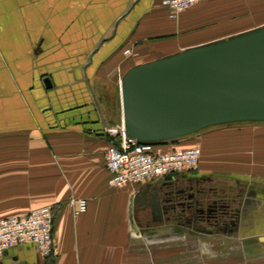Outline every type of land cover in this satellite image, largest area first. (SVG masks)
<instances>
[{
	"label": "crops",
	"instance_id": "crops-1",
	"mask_svg": "<svg viewBox=\"0 0 264 264\" xmlns=\"http://www.w3.org/2000/svg\"><path fill=\"white\" fill-rule=\"evenodd\" d=\"M263 24L264 0H204L177 16L163 0H0V217L51 204L55 239L47 257L16 244L0 264H264L263 132L222 140L231 150L197 136V172L234 215L196 235L168 227L177 212L144 207L165 177L116 187L105 163L128 68ZM72 196L88 201L78 215Z\"/></svg>",
	"mask_w": 264,
	"mask_h": 264
},
{
	"label": "water",
	"instance_id": "water-1",
	"mask_svg": "<svg viewBox=\"0 0 264 264\" xmlns=\"http://www.w3.org/2000/svg\"><path fill=\"white\" fill-rule=\"evenodd\" d=\"M120 91L126 132L140 142L264 121V24L137 63L123 74ZM165 183L153 186L145 204L162 208L169 200Z\"/></svg>",
	"mask_w": 264,
	"mask_h": 264
},
{
	"label": "built area",
	"instance_id": "built-area-1",
	"mask_svg": "<svg viewBox=\"0 0 264 264\" xmlns=\"http://www.w3.org/2000/svg\"><path fill=\"white\" fill-rule=\"evenodd\" d=\"M202 1L163 0V4L172 16H177ZM131 52V48L125 49V53ZM105 128L117 137L105 150V163L111 172L109 182L113 186L154 180L199 167L203 151L198 144L161 148L151 142L131 138L124 122ZM69 202L75 215L85 211L88 206L86 197L72 196ZM53 221L54 209L51 204L0 217V258L11 246L24 243H33L42 256L51 255L55 249Z\"/></svg>",
	"mask_w": 264,
	"mask_h": 264
},
{
	"label": "flooded vegetation",
	"instance_id": "flooded-vegetation-1",
	"mask_svg": "<svg viewBox=\"0 0 264 264\" xmlns=\"http://www.w3.org/2000/svg\"><path fill=\"white\" fill-rule=\"evenodd\" d=\"M169 179L163 178L160 183L166 182L163 187L169 191L167 202H162V208L158 209L155 204H145L146 209H150L155 217H161L165 213L177 212L181 219L188 224H195L197 228L203 225V221L212 226L220 223V220L228 219L232 210L227 207L230 201L221 195L216 189V182L211 177L199 174L196 169L172 174ZM208 184V185H207ZM153 187L151 191H153ZM234 198L236 197L233 196ZM151 198V196H150ZM180 208V210H179ZM177 214V217H178Z\"/></svg>",
	"mask_w": 264,
	"mask_h": 264
},
{
	"label": "rangeland",
	"instance_id": "rangeland-1",
	"mask_svg": "<svg viewBox=\"0 0 264 264\" xmlns=\"http://www.w3.org/2000/svg\"><path fill=\"white\" fill-rule=\"evenodd\" d=\"M121 70L122 69L118 70V73H120ZM109 100L111 101L110 105L114 106L116 104L117 97L115 95L111 94V96L109 97ZM117 105L119 108L120 107V99L118 100ZM205 131H207L206 134H208L209 136H212V137L214 136V138L212 139V140H214V144H215L214 148H216L218 150H222V149L225 150V148L226 149L230 148V150H231V146L228 145V143H224L222 140L229 139V138L233 139L232 141H234V139L237 140V139H239L240 136L242 137L246 131H249L250 133L251 132L252 133H254V132H259V133L263 132L264 133V121H241V122H232V123L212 125V126L203 128L199 132H195V133L191 134L190 136H188L187 139H193V141H194V142H192L191 145L197 144V142H196L197 136L199 135L200 132H205ZM178 146H190V145L183 143L182 145H178ZM237 148L238 149L235 148V150H241L242 149L241 146H238ZM223 179L229 180L226 177H223ZM172 223H170V226H168V227L173 228L174 232H177V230H182L183 232H187L191 235H196L194 233H196V231H198V228L195 226V224H193V225L188 224L184 221H173ZM138 226L140 228H142V230H145L147 228H150V229L154 228L157 230L162 229V226L150 227V226H148V223H146V222H141Z\"/></svg>",
	"mask_w": 264,
	"mask_h": 264
},
{
	"label": "trees",
	"instance_id": "trees-1",
	"mask_svg": "<svg viewBox=\"0 0 264 264\" xmlns=\"http://www.w3.org/2000/svg\"><path fill=\"white\" fill-rule=\"evenodd\" d=\"M191 135V134H189ZM188 135L184 136V137H187ZM183 138V137H182ZM181 139V138H180ZM180 139H176V140H167V141H161V142H153V144L157 145V146H162V145H165V144H169V143H172V142H176Z\"/></svg>",
	"mask_w": 264,
	"mask_h": 264
}]
</instances>
